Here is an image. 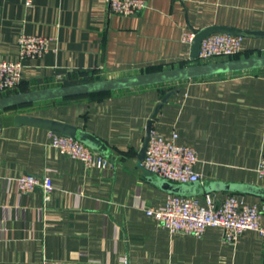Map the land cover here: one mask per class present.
<instances>
[{"label":"crops","instance_id":"1","mask_svg":"<svg viewBox=\"0 0 264 264\" xmlns=\"http://www.w3.org/2000/svg\"><path fill=\"white\" fill-rule=\"evenodd\" d=\"M209 25L264 30V0H147L132 15L111 12L105 0H0V60L19 58L20 34L49 38L41 57L22 59L24 90L176 67L191 62L184 36ZM255 54H264V38L242 37L239 56ZM172 86L177 92L161 106L152 133L175 132L195 150L200 187L210 189L197 195L203 203L206 194L215 204L236 195L262 210L264 224V195L239 188H264L261 67L1 112L73 124L110 152L98 166L62 153L46 128H0V264H264V235L256 230L227 242L219 227L200 236L175 232L146 213L162 208L170 193L137 154L155 103ZM24 174L49 176V199L40 187L20 192L16 179Z\"/></svg>","mask_w":264,"mask_h":264},{"label":"built area","instance_id":"2","mask_svg":"<svg viewBox=\"0 0 264 264\" xmlns=\"http://www.w3.org/2000/svg\"><path fill=\"white\" fill-rule=\"evenodd\" d=\"M32 0H25L29 6ZM109 10L121 15H132L143 10L147 0H105ZM194 32L184 36L190 42ZM242 37L228 33H212L200 43L198 61L206 62L215 58H229L241 51ZM49 38L43 35L20 34L18 38L19 58L14 61L0 60V94L16 88L21 81L22 59L39 58L47 50ZM51 143L62 153L79 158L86 163L104 166L108 160L83 142L60 133L50 131ZM172 133L165 138L151 132L145 155L139 165L162 178L178 182H194L199 174L194 166L197 161L195 150L176 140ZM258 173L264 181V156L260 160ZM20 192H30L40 187L44 198L49 199L52 182L49 176L38 177L24 174L16 179ZM146 213L164 227L175 231L200 236L209 226L223 230L224 239L232 241L244 230H256L264 235V224L261 221L262 210L255 205H248L236 195H228L215 204L206 194L204 203L198 196L170 194L162 208L149 209Z\"/></svg>","mask_w":264,"mask_h":264},{"label":"water","instance_id":"3","mask_svg":"<svg viewBox=\"0 0 264 264\" xmlns=\"http://www.w3.org/2000/svg\"><path fill=\"white\" fill-rule=\"evenodd\" d=\"M212 33H228L238 37L264 38V30H250L226 25H209L194 31V36L190 41L191 62L187 64L115 77H101L98 79L62 84L49 88L4 94L0 96V113L16 106L40 101L86 96L98 92L114 91L151 84L176 83L191 78L264 67V54L197 62L196 60L198 59L199 47L202 39ZM177 89V86H172L164 92L155 103L146 122L144 140L137 154L139 162L144 158L148 140L152 132V125L159 114L161 106L177 92ZM14 124L43 127L64 136L75 138L103 156H108L110 152L109 147L106 146L100 138L73 124L31 113L0 114V128ZM151 174V177L156 179L158 184L170 194L197 196L204 192H210V189L206 188L203 190L200 187L199 180L183 183L162 178L154 173ZM226 187L228 189L232 188L230 184H227ZM239 188H245L264 195V188L249 186H242Z\"/></svg>","mask_w":264,"mask_h":264},{"label":"trees","instance_id":"4","mask_svg":"<svg viewBox=\"0 0 264 264\" xmlns=\"http://www.w3.org/2000/svg\"><path fill=\"white\" fill-rule=\"evenodd\" d=\"M233 57H239V53H238V54H235V55H233V56H231V57H229V58H233ZM196 61H197V62H200V61H198V60H196ZM92 78H94V79H98V78H101V77L95 78V77H87V76H84V79H86L85 81L93 80ZM75 82H79V80L71 81V82H67V83H65V84L75 83ZM19 86H20V83H19V85H18L16 88H14V89H12V90H9V91H7V92H5V93H1L0 96H1V95H4V94L12 93V92H17V91H26V90H24V89H20ZM18 88H19V90H18ZM108 92H110V91H104V92H98V93L88 94V95H86V96L97 95V94H104V93H108ZM75 97H80V96H75ZM69 98H71V97H69ZM29 104H31V103H29ZM29 104H23V105H20V106H25V105H29ZM16 107H18V106H16ZM13 108H14V107H13Z\"/></svg>","mask_w":264,"mask_h":264},{"label":"rangeland","instance_id":"5","mask_svg":"<svg viewBox=\"0 0 264 264\" xmlns=\"http://www.w3.org/2000/svg\"><path fill=\"white\" fill-rule=\"evenodd\" d=\"M99 77V76H98ZM97 76L95 77V78H98ZM92 79H94V78H92ZM86 79H84V78H81V79H79V82H81V81H85Z\"/></svg>","mask_w":264,"mask_h":264}]
</instances>
